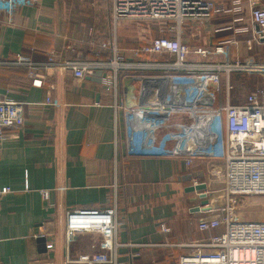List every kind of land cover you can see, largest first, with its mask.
<instances>
[{"label": "crops", "instance_id": "1", "mask_svg": "<svg viewBox=\"0 0 264 264\" xmlns=\"http://www.w3.org/2000/svg\"><path fill=\"white\" fill-rule=\"evenodd\" d=\"M239 17L242 22L236 21ZM169 27L161 22L115 21L110 0H39L11 15L0 12V59L29 57L36 64L35 74L44 78L42 87H34L26 67H0V101L22 103L25 120L0 142V189H11L0 199V264H66L99 252L98 237H67L66 213L103 209L115 199L119 264H178L183 251L163 244L215 234L200 232L198 225L203 218L219 215L220 208L207 211L209 206L189 189L206 184L211 193L224 191L226 133L223 129L213 141L202 140L196 132L188 137L194 146L188 155L179 153L187 137L178 126L192 123V109L210 111L224 105V85H205L199 76L123 70L115 95L103 84V68L79 80L44 65L51 53L57 61L107 62L112 54H96L90 42L112 41L115 34L125 62L155 61L142 48L161 36H177ZM241 27H250L247 12L186 23L179 35L192 47L234 41L224 49L226 58L206 63L247 58L264 62V45L249 50L251 34L236 32ZM239 75H231L230 85L245 76ZM128 77L135 79L138 106L132 109H176L166 115L163 129L146 138L126 120V112L132 110L124 97ZM209 120L204 115L196 123L205 131ZM150 126L147 123L146 129ZM198 140L207 141V147H196ZM225 200L216 197L210 204ZM163 226L170 232L164 233Z\"/></svg>", "mask_w": 264, "mask_h": 264}, {"label": "built area", "instance_id": "2", "mask_svg": "<svg viewBox=\"0 0 264 264\" xmlns=\"http://www.w3.org/2000/svg\"><path fill=\"white\" fill-rule=\"evenodd\" d=\"M39 0H0V12L11 15L20 7H34ZM111 13L115 21H151L168 23L172 37L161 36L145 47L142 52L150 59L135 63L125 62L117 46V36L112 41H91L96 54L110 52L111 60L101 62H77L74 60L57 61L51 53L45 67L62 69L73 77L83 80L97 68L107 70L103 84L118 94L121 72L124 70L175 74L197 78L202 83L220 87L224 85L226 103L209 110H190L192 123L178 126L183 138L187 137L179 153L190 155L192 140L188 137L200 133L202 140L217 141L223 129L225 139V172L223 175L224 192L227 204L220 214L203 218L198 225L200 232L215 234L201 240L167 243L162 246L175 247L183 251L178 264H264V220H241L235 216L237 199L244 197H264V88L257 89L246 97L241 104L230 101V78L234 73L259 76L264 79V62L252 58L224 63L207 60L226 58L225 47L234 42L227 40L213 48L192 47L181 41L180 31L190 22H208L216 15L243 14L247 12L250 27L236 29L238 33H250L247 42L249 50L254 45H264V6L261 0H231L219 3L216 0H110ZM246 4V7H245ZM242 22L243 18L236 19ZM21 66L29 69L34 87H42L44 78L35 74L36 64L26 56L19 55L12 60H1L0 67ZM117 106V105H115ZM168 111H145L132 109L126 112L130 128L140 132L144 138L163 129ZM209 115L205 131L196 123L200 116ZM140 119V120H139ZM151 124L146 130V124ZM23 104L13 100L0 101V142L9 139V131L24 125ZM207 136V137H206ZM196 146L206 148L207 141ZM192 161L188 159L187 163ZM11 193L6 187L0 189L2 196ZM45 193L48 192L45 191ZM214 210V209H213ZM212 211V210H211ZM164 233L170 232L163 226ZM90 234L100 239L99 252L80 255L75 261L66 264H119L118 250V209L117 201L103 209H76L66 213V235Z\"/></svg>", "mask_w": 264, "mask_h": 264}, {"label": "rangeland", "instance_id": "3", "mask_svg": "<svg viewBox=\"0 0 264 264\" xmlns=\"http://www.w3.org/2000/svg\"><path fill=\"white\" fill-rule=\"evenodd\" d=\"M87 17H89V14H87ZM232 84L234 90H231V100H233V103L237 101L241 102L258 88H264V79L255 75H245L241 76V79H234ZM207 102L209 103V100ZM235 216L241 220H264V197H244L237 199Z\"/></svg>", "mask_w": 264, "mask_h": 264}, {"label": "water", "instance_id": "4", "mask_svg": "<svg viewBox=\"0 0 264 264\" xmlns=\"http://www.w3.org/2000/svg\"><path fill=\"white\" fill-rule=\"evenodd\" d=\"M135 79L133 77L125 78L124 80V97H125V105L127 109H132L138 106L137 97H136V87L134 85ZM215 86V85H214ZM190 192H197L200 199L203 200V205H207V211L212 209H221L224 208L227 204V201H223L217 204H210V199H214L216 197H225V192H216L211 193L208 191V187L206 184H199L191 187L189 189Z\"/></svg>", "mask_w": 264, "mask_h": 264}, {"label": "bare ground", "instance_id": "5", "mask_svg": "<svg viewBox=\"0 0 264 264\" xmlns=\"http://www.w3.org/2000/svg\"><path fill=\"white\" fill-rule=\"evenodd\" d=\"M139 120H140V119H139ZM142 122H143V123H145V124H147V123H149V124H150V122H148V120H145V119H143V120H142ZM150 125H151V124H150ZM149 128H150V127H149ZM149 128H148V129H146V130H149Z\"/></svg>", "mask_w": 264, "mask_h": 264}]
</instances>
